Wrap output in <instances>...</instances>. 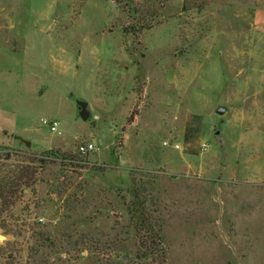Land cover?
<instances>
[{
	"label": "rangeland",
	"instance_id": "obj_1",
	"mask_svg": "<svg viewBox=\"0 0 264 264\" xmlns=\"http://www.w3.org/2000/svg\"><path fill=\"white\" fill-rule=\"evenodd\" d=\"M0 167V264H264V0H0Z\"/></svg>",
	"mask_w": 264,
	"mask_h": 264
},
{
	"label": "trees",
	"instance_id": "obj_2",
	"mask_svg": "<svg viewBox=\"0 0 264 264\" xmlns=\"http://www.w3.org/2000/svg\"><path fill=\"white\" fill-rule=\"evenodd\" d=\"M4 162H8L10 160V156H7L6 158L2 159ZM2 167H0L1 170ZM26 171V169H23L21 167H16L15 171L12 172L11 175L5 176L0 178V207L8 206L9 204H14L18 196L20 197L21 193V188L22 187H27L29 188V183L25 182V176H20L23 175ZM13 203H10V202ZM148 253V251H145ZM146 258L148 255H145ZM161 260L162 264H165V254L162 251L161 253Z\"/></svg>",
	"mask_w": 264,
	"mask_h": 264
},
{
	"label": "built area",
	"instance_id": "obj_3",
	"mask_svg": "<svg viewBox=\"0 0 264 264\" xmlns=\"http://www.w3.org/2000/svg\"><path fill=\"white\" fill-rule=\"evenodd\" d=\"M42 124L50 129L52 133H57L59 129V124L57 121H51V120H43ZM206 145L204 146V149H206ZM97 151V145L94 142H88L83 145H81L78 149V152L80 155H87L89 153H93Z\"/></svg>",
	"mask_w": 264,
	"mask_h": 264
},
{
	"label": "water",
	"instance_id": "obj_4",
	"mask_svg": "<svg viewBox=\"0 0 264 264\" xmlns=\"http://www.w3.org/2000/svg\"><path fill=\"white\" fill-rule=\"evenodd\" d=\"M79 108H80V117L83 119V121H87L90 116V110L88 109V105L84 102H79ZM216 113L220 116H223L226 113V110L221 107L217 109ZM26 145L30 147V143L26 142Z\"/></svg>",
	"mask_w": 264,
	"mask_h": 264
}]
</instances>
